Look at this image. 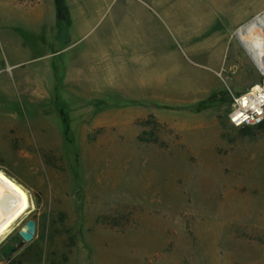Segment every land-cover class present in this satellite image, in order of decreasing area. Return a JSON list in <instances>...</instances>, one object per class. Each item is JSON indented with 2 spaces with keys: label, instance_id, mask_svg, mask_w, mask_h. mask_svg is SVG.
<instances>
[{
  "label": "rangeland",
  "instance_id": "rangeland-1",
  "mask_svg": "<svg viewBox=\"0 0 264 264\" xmlns=\"http://www.w3.org/2000/svg\"><path fill=\"white\" fill-rule=\"evenodd\" d=\"M208 1L76 0L72 33L0 39V171L32 203L0 264H264V125L228 122L264 77Z\"/></svg>",
  "mask_w": 264,
  "mask_h": 264
},
{
  "label": "crops",
  "instance_id": "crops-1",
  "mask_svg": "<svg viewBox=\"0 0 264 264\" xmlns=\"http://www.w3.org/2000/svg\"><path fill=\"white\" fill-rule=\"evenodd\" d=\"M154 2H161V0H154ZM65 3L69 11L68 29L69 32L72 33L74 27L77 24H82L87 16L76 0H71L70 5L67 4L66 0ZM208 9L209 12L207 11V19L201 22L203 27H206L207 25L210 27L215 21V12H220V14L226 15L230 19V26H232L231 28L233 32L238 28V30L242 29L255 18L264 15V6H255L254 0H231V2L228 1L221 4H219L217 0H209ZM55 21H57V14L53 0H48L46 4L42 0H27L26 2L25 0H0V39H12L15 32L20 30L25 31L26 25L32 24L38 26L43 25L44 23L53 24ZM201 30L199 29L200 33L203 32V30ZM236 36L238 37L237 34ZM205 41L219 43V47L215 48L213 51H208L207 53L205 51L203 54L207 57L210 63L218 67L219 71L221 65L217 64L218 62H216V60L219 57H223L222 37L217 33ZM238 41H240L239 38ZM241 45L244 47L242 43ZM24 74L25 73H23V75ZM23 88H25V85H23Z\"/></svg>",
  "mask_w": 264,
  "mask_h": 264
},
{
  "label": "bare ground",
  "instance_id": "bare-ground-1",
  "mask_svg": "<svg viewBox=\"0 0 264 264\" xmlns=\"http://www.w3.org/2000/svg\"><path fill=\"white\" fill-rule=\"evenodd\" d=\"M236 34L253 62L263 66L264 15L255 18ZM31 208L32 203L26 190L0 171V238Z\"/></svg>",
  "mask_w": 264,
  "mask_h": 264
},
{
  "label": "built area",
  "instance_id": "built-area-1",
  "mask_svg": "<svg viewBox=\"0 0 264 264\" xmlns=\"http://www.w3.org/2000/svg\"><path fill=\"white\" fill-rule=\"evenodd\" d=\"M255 67L264 77V64ZM228 122L235 128L258 127L264 123V80L243 93H231Z\"/></svg>",
  "mask_w": 264,
  "mask_h": 264
},
{
  "label": "trees",
  "instance_id": "trees-1",
  "mask_svg": "<svg viewBox=\"0 0 264 264\" xmlns=\"http://www.w3.org/2000/svg\"><path fill=\"white\" fill-rule=\"evenodd\" d=\"M55 3V9H56V14H57V20L60 24V27L62 29L68 28L69 27V11L66 6L65 0H54ZM65 125H67L66 120H63ZM264 123L258 127H262ZM249 128V127H245ZM67 133V129L65 134Z\"/></svg>",
  "mask_w": 264,
  "mask_h": 264
},
{
  "label": "water",
  "instance_id": "water-1",
  "mask_svg": "<svg viewBox=\"0 0 264 264\" xmlns=\"http://www.w3.org/2000/svg\"><path fill=\"white\" fill-rule=\"evenodd\" d=\"M235 38L238 40V37L235 34ZM241 44V43H240ZM36 230V223L34 220H29L25 223L22 229L19 231L20 237L23 239V242L29 243L33 240Z\"/></svg>",
  "mask_w": 264,
  "mask_h": 264
}]
</instances>
